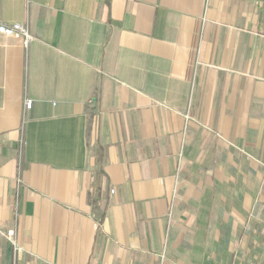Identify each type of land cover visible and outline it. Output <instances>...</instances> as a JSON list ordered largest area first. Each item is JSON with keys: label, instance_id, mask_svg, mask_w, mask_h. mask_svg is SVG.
Wrapping results in <instances>:
<instances>
[{"label": "crops", "instance_id": "obj_1", "mask_svg": "<svg viewBox=\"0 0 264 264\" xmlns=\"http://www.w3.org/2000/svg\"><path fill=\"white\" fill-rule=\"evenodd\" d=\"M12 23L0 264L264 250V0H0Z\"/></svg>", "mask_w": 264, "mask_h": 264}, {"label": "built area", "instance_id": "obj_2", "mask_svg": "<svg viewBox=\"0 0 264 264\" xmlns=\"http://www.w3.org/2000/svg\"><path fill=\"white\" fill-rule=\"evenodd\" d=\"M254 1H258V0H254ZM0 34L4 35L6 37H11L14 36L16 34H19L23 37V46L25 48H27L28 44L31 42L32 37L29 35L26 27H24L23 25L19 24V23H12V24H0ZM32 105V101H26L25 103V107L26 109H30ZM14 234L13 230H9L6 232V235L8 238L12 239ZM14 251L16 254V257H19L23 252L21 249L17 248L14 245Z\"/></svg>", "mask_w": 264, "mask_h": 264}, {"label": "rangeland", "instance_id": "obj_3", "mask_svg": "<svg viewBox=\"0 0 264 264\" xmlns=\"http://www.w3.org/2000/svg\"><path fill=\"white\" fill-rule=\"evenodd\" d=\"M243 255V256H242ZM236 259H232L231 254L224 252V255L221 258V264H244L245 258L248 257L249 261L252 264H264V250L261 248L255 249H242L236 251Z\"/></svg>", "mask_w": 264, "mask_h": 264}, {"label": "trees", "instance_id": "obj_4", "mask_svg": "<svg viewBox=\"0 0 264 264\" xmlns=\"http://www.w3.org/2000/svg\"><path fill=\"white\" fill-rule=\"evenodd\" d=\"M244 264H249V261H247V260H246V261H244Z\"/></svg>", "mask_w": 264, "mask_h": 264}]
</instances>
